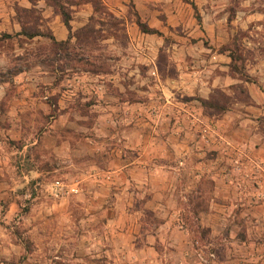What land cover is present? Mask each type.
<instances>
[{"label":"rangeland","instance_id":"1","mask_svg":"<svg viewBox=\"0 0 264 264\" xmlns=\"http://www.w3.org/2000/svg\"><path fill=\"white\" fill-rule=\"evenodd\" d=\"M58 1L70 18L85 2L90 12L83 23L78 21L68 28L62 45H56L47 36L55 22L62 21L52 0H0V35L9 33L0 37V89L4 91L0 93V121H7L11 115L10 105H31L30 111L24 114V110L21 115L26 131L33 116L31 133L37 138L31 145L24 141L29 135L25 131H22L25 138H3L0 264H141L137 255L103 251L100 239L97 240V231L103 227L100 213L104 204L101 206L97 198L92 199L97 191L90 187L98 182L103 186L93 164L106 168L108 142L105 129L97 136L89 128L95 111L88 105L106 104L107 94L112 91L108 73L128 68V56H135L138 51L147 60L145 69L139 68L142 72L146 70L147 75L142 84L143 99L151 92L160 94L157 97L160 105H198L212 123L229 106L239 114L253 113L249 128L256 133L257 140L250 147L245 145L248 150L245 154L250 156L243 155L239 164L252 168L250 171L257 168L262 171L264 111L249 112V105H264V21L259 20L257 34L250 36L243 30H235L230 45L213 46L207 44L201 26L202 0H160L155 5L159 11L153 13L151 6L152 12L147 11L146 16L161 24L156 32L160 42L153 46L149 32H145L141 43L132 46L128 45V36L133 35L128 34L130 22L138 31L141 30L137 22L147 26L132 0H116L118 4L113 8L103 0ZM237 1L228 0L225 7L238 6ZM253 3L258 8L264 7V0H252L248 5L253 7ZM19 22L39 33L30 38L17 33L21 28ZM224 53L229 57L226 62ZM150 69L158 79L153 78ZM225 74L229 78H222ZM159 81L162 87L153 85ZM18 86L28 88L31 98L24 95L21 100L16 99L15 95L20 94ZM57 89L70 90L59 101ZM164 97L170 102L164 104ZM45 103L49 110L43 113L40 105ZM243 106H248V110ZM63 110L67 119H75L80 126L55 129L57 132L47 129V116ZM211 126L209 120L199 122L192 128L194 137H200L203 128ZM205 134L209 142L200 141L197 149L203 150L206 158V174L196 179L184 174L176 180L179 189L175 191L178 201L175 208L189 230L190 245L179 254L171 251L169 239H165L164 246L160 240L154 241L153 255L161 257L162 264H225L224 261L231 260L236 264H260L264 261V186L250 181L255 183L253 187L245 189L241 198L236 199L232 191L223 189L214 171L230 163L216 159L213 135ZM62 137L66 141L59 143ZM262 176L253 173L251 178ZM54 178L76 183L77 192L60 200L51 199L44 192V184ZM140 196L135 197V203L142 200ZM91 212L95 218L88 216ZM158 220L151 210L142 208L135 244L143 242L145 230L151 231ZM250 246L253 253L249 255Z\"/></svg>","mask_w":264,"mask_h":264},{"label":"crops","instance_id":"2","mask_svg":"<svg viewBox=\"0 0 264 264\" xmlns=\"http://www.w3.org/2000/svg\"><path fill=\"white\" fill-rule=\"evenodd\" d=\"M103 1L112 8L118 4L116 0ZM227 1H201V26L209 45H230L229 40H233L232 31L235 30H243L250 36L257 34V29L261 26L259 20L264 21V7L258 8L254 3L253 7L249 6L248 4L252 0H238V6L232 8L225 7ZM132 2L137 14L147 21V26L157 31L161 29V24L155 23L154 17L146 18L147 11L150 13L152 10L153 13L159 11L156 10L155 5H159L160 0H132ZM86 3L73 11L72 17L68 20L69 27L78 21L80 24L84 22L90 13ZM151 6L152 10H150ZM129 28L128 34L133 33V35L128 36V45L140 44L143 35L147 33L138 31L137 26L132 22H130ZM67 31L64 23L57 20L52 27L51 34L55 40H65ZM135 33L139 36H135ZM148 35L152 45L156 47L157 42H160L159 36L156 32H149ZM244 38L252 39L247 36ZM137 52L135 56H128L130 62L128 68L108 73V76L111 77L112 91L107 94L106 104L104 106L97 105L96 102L95 105H88L95 111L92 126L89 128H92L93 133L97 136H100L99 131L102 132L105 129L108 142L106 168L100 167L97 163L93 164L96 174L101 177L99 179L102 180L103 186L98 182L93 183L90 188L97 191L93 193L92 199L97 198L101 206L104 204L100 213L103 227L97 231L98 235H96L97 240L100 239V246L104 247L103 251L116 255H137L141 264H162L161 257L153 255L156 253L153 246L154 241L158 243L160 240L162 242L160 244L164 246V242L167 243L165 239H169V244L173 246L171 251L179 254L183 253V248H188L190 245L189 230L181 222L175 208L178 205L175 191L179 189L176 180L184 174L195 179L197 176L206 174V158H203V150L197 149L200 141L201 143L202 140L204 143L209 142L210 139L205 137L206 132L213 135L212 146L217 148L216 159L228 160L227 162L230 163L219 166L214 173L219 176L223 189L232 191L235 199L241 198L242 192L245 189H251L255 183L258 186H264V169L260 171L257 168L256 171H250L252 168L239 164L243 160V155L248 158L250 156L245 154V151L248 152L245 145L250 147L251 143L257 140L256 133L251 132L249 128V122L252 121L250 115L253 113L244 111L239 114L233 111L234 107L229 106V109L224 110L220 117L215 118L212 123V119H208V116L201 112L198 105L191 103L160 105V102H157V97L160 94L155 95L151 92H147V98L143 99L142 93L145 90L142 89V84L144 85L147 75L145 74L146 70L142 72L139 68H144L147 60L144 54ZM223 57L225 62L228 61L229 57L226 53L223 54ZM252 69L254 70V68ZM151 70L149 72L155 75L153 78L158 79L156 73ZM118 78L124 80L120 81ZM222 78H229V76L225 74ZM174 81L177 82L176 79ZM206 81L208 84V79ZM206 81L203 85H206ZM153 85H157L159 88L161 84L159 81L158 84L154 82ZM0 87H2L1 84ZM17 88L20 94L19 96L15 95L16 99L21 100L24 95L31 98V91H28V88L20 89L22 86ZM67 90L70 89L58 90L59 101ZM3 92L1 88L0 93ZM164 94L167 93L164 91ZM132 96H136V98H132ZM163 101L166 104L170 102V99L164 97ZM45 104L40 105L44 109L43 113L49 110V105ZM30 106L10 105L11 115L6 119L7 121H0V156L5 151L3 138L11 140L25 138L22 134V131H25L29 135L24 141H27L29 145L36 142V136L31 133L33 116L29 119L31 125L26 131L21 115L24 110H26L24 114H27L30 111ZM249 106V112L256 110L254 114L261 110L264 111V105ZM247 107H244V110H248ZM65 113L63 110L54 116L48 115L45 127L60 130L66 126L73 129L80 126L75 119H67ZM208 120L212 125L211 128H203L204 132H201V136L194 137L192 128L199 125V122L207 123ZM237 132H239L238 137L235 136ZM59 133L58 131V135ZM60 140L59 143L66 141L64 137ZM59 145L57 144L56 147L59 148ZM232 152L234 154H231ZM197 156L198 158H196ZM30 171L36 173L35 169ZM253 173L263 174V176L251 178ZM139 194H141L139 198L142 200L135 203V197ZM108 200L109 204L105 205ZM221 204L223 205L224 202ZM142 208L151 210L159 220L151 231L145 230L143 236L145 241L135 244V236L139 234V216ZM93 215L94 212H91L88 216L94 217ZM248 249V254H252V246L247 247ZM143 253L147 255L145 256ZM224 263L236 264L233 260L224 261ZM260 264H264V261H261Z\"/></svg>","mask_w":264,"mask_h":264},{"label":"trees","instance_id":"3","mask_svg":"<svg viewBox=\"0 0 264 264\" xmlns=\"http://www.w3.org/2000/svg\"><path fill=\"white\" fill-rule=\"evenodd\" d=\"M52 2H53V5H55L57 7L59 13L61 14V18H62L61 20H62V22L64 23V25L68 29L69 28L68 20L70 18L69 13L64 11L62 3L59 2L58 0H52ZM25 9L26 8H23V10H25ZM137 24H138L140 30L143 31V32H157V30H155L153 28H150V27H147L143 23L137 22ZM20 26H21L20 31H18L17 33H22V34L26 35L29 38L39 33L35 29H28V27H26L22 23H20ZM6 36H9V33H2L0 35V37H6ZM47 36L51 40V42L55 43L56 45L57 44L58 45H62V44H64L66 42V39L65 40H55L54 37L52 36V34H47ZM1 81H2V79H1Z\"/></svg>","mask_w":264,"mask_h":264},{"label":"built area","instance_id":"4","mask_svg":"<svg viewBox=\"0 0 264 264\" xmlns=\"http://www.w3.org/2000/svg\"><path fill=\"white\" fill-rule=\"evenodd\" d=\"M76 183L54 178L44 184L45 194L53 200L66 198L69 194L77 192Z\"/></svg>","mask_w":264,"mask_h":264}]
</instances>
